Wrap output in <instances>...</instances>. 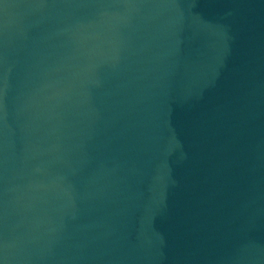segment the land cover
<instances>
[{
  "label": "water",
  "instance_id": "obj_1",
  "mask_svg": "<svg viewBox=\"0 0 264 264\" xmlns=\"http://www.w3.org/2000/svg\"><path fill=\"white\" fill-rule=\"evenodd\" d=\"M253 0H0V264H48Z\"/></svg>",
  "mask_w": 264,
  "mask_h": 264
}]
</instances>
